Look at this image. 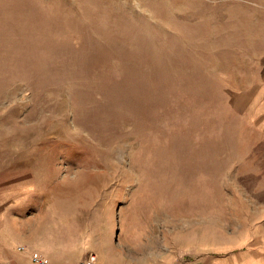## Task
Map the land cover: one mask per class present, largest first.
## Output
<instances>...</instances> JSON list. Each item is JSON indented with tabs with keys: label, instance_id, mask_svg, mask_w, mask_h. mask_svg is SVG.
Instances as JSON below:
<instances>
[{
	"label": "rangeland",
	"instance_id": "1",
	"mask_svg": "<svg viewBox=\"0 0 264 264\" xmlns=\"http://www.w3.org/2000/svg\"><path fill=\"white\" fill-rule=\"evenodd\" d=\"M261 52L264 0H0V241L264 264Z\"/></svg>",
	"mask_w": 264,
	"mask_h": 264
},
{
	"label": "crops",
	"instance_id": "2",
	"mask_svg": "<svg viewBox=\"0 0 264 264\" xmlns=\"http://www.w3.org/2000/svg\"><path fill=\"white\" fill-rule=\"evenodd\" d=\"M250 76L241 83L233 84V106L243 118L254 122L264 134V52L257 55L255 64L249 69ZM21 239V235L11 234L10 238L0 241V264H41L34 260L35 254H40L50 264H122L108 257L104 249L105 242L101 240L91 245L88 240L82 248H66L62 243L50 245L49 243H33ZM99 242L102 245L99 244ZM21 245H25L23 248ZM73 249V250H71ZM92 255H97L92 259Z\"/></svg>",
	"mask_w": 264,
	"mask_h": 264
},
{
	"label": "built area",
	"instance_id": "3",
	"mask_svg": "<svg viewBox=\"0 0 264 264\" xmlns=\"http://www.w3.org/2000/svg\"><path fill=\"white\" fill-rule=\"evenodd\" d=\"M92 259H96V256H93ZM34 260L38 261L41 264H50L49 261L40 254H35ZM80 264H86V263L82 262Z\"/></svg>",
	"mask_w": 264,
	"mask_h": 264
}]
</instances>
